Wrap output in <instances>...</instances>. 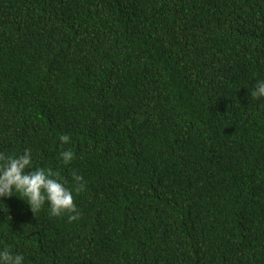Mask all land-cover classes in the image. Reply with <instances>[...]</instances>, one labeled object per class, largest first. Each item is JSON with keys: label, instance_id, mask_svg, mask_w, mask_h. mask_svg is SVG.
I'll use <instances>...</instances> for the list:
<instances>
[{"label": "trees", "instance_id": "1", "mask_svg": "<svg viewBox=\"0 0 264 264\" xmlns=\"http://www.w3.org/2000/svg\"><path fill=\"white\" fill-rule=\"evenodd\" d=\"M261 79L264 0H0V152L86 185L72 222L0 198V248L23 264H264Z\"/></svg>", "mask_w": 264, "mask_h": 264}, {"label": "clouds", "instance_id": "2", "mask_svg": "<svg viewBox=\"0 0 264 264\" xmlns=\"http://www.w3.org/2000/svg\"><path fill=\"white\" fill-rule=\"evenodd\" d=\"M253 98L264 97V79L258 80L251 92ZM70 141L67 134L60 136V142ZM64 164L74 159V153L65 149L59 154ZM30 169V170H29ZM51 167H33V156L29 149L18 155L0 152V198L13 195L24 200L35 213L45 204L48 205L50 216L67 214L69 222L80 218V211L74 203V193L85 190L83 176L75 170L71 173V186ZM18 194V195H17ZM0 200V207H3ZM24 256L13 253L8 246L0 248V264H23Z\"/></svg>", "mask_w": 264, "mask_h": 264}]
</instances>
